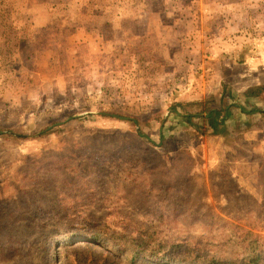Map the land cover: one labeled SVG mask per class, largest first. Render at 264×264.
<instances>
[{
    "label": "rangeland",
    "instance_id": "rangeland-1",
    "mask_svg": "<svg viewBox=\"0 0 264 264\" xmlns=\"http://www.w3.org/2000/svg\"><path fill=\"white\" fill-rule=\"evenodd\" d=\"M138 2L103 68L89 31ZM259 84L264 0H0V264H133L96 233L249 264L248 232L264 264V115L240 108L264 110ZM209 105L241 130H197Z\"/></svg>",
    "mask_w": 264,
    "mask_h": 264
},
{
    "label": "trees",
    "instance_id": "trees-1",
    "mask_svg": "<svg viewBox=\"0 0 264 264\" xmlns=\"http://www.w3.org/2000/svg\"><path fill=\"white\" fill-rule=\"evenodd\" d=\"M149 7H152L151 4ZM226 93H231V88L226 84L223 87V92L221 95L220 103H222ZM264 95V84L250 86L245 92L244 96L246 98L255 97L262 98ZM207 101H212L210 100ZM194 105L204 106L203 102H193ZM177 105V104H176ZM175 105V106H176ZM183 106V104H179ZM174 106V105H173ZM177 107V106H176ZM230 108V107H229ZM242 111L253 115L255 113H260L264 115V110L252 109L247 110L243 106H240ZM175 109V108H174ZM205 112L208 113L204 116V120L207 123L206 126L200 124L193 125L197 130H202L208 128L213 134H229L231 132L240 131L241 128L237 125L230 126L226 121V116H229L228 107L225 108H213L211 105L207 106ZM113 116H116L113 114ZM121 119L128 120L129 122L134 121L133 118L128 116H118ZM190 120L189 116H183ZM1 134V131H0ZM141 136H144L142 132L139 133ZM250 237L249 245L251 247V254L248 257L249 264H262V255L258 251V235L253 232L247 233ZM85 240L100 244L107 247L110 250H113L117 253L126 254L131 263L135 264L141 257H151L159 259L160 264H221L222 260L216 256H208L204 254V249L199 246V248H192L190 245H182L177 241H174L173 244H170L169 241H160V242H150L144 241L139 237H131V240L126 238L124 235L117 236L116 234L109 233H96L91 236H83ZM223 247L226 246V243H223ZM227 263L225 260L223 261ZM243 264V263H241Z\"/></svg>",
    "mask_w": 264,
    "mask_h": 264
},
{
    "label": "crops",
    "instance_id": "crops-1",
    "mask_svg": "<svg viewBox=\"0 0 264 264\" xmlns=\"http://www.w3.org/2000/svg\"><path fill=\"white\" fill-rule=\"evenodd\" d=\"M144 2L146 0H143ZM124 7V6H123ZM121 7V8H123ZM136 10L133 13H125V15H123L124 11L123 10H119L118 8H116V12L117 13H121V16H116L115 18L111 19L112 23H115L118 25V28H115V31H113L112 33H109L104 27L102 28V26L95 28L96 30H98V33H94L93 31H89L91 30V28L89 27H85L84 28V32H82V30L80 31V35L85 34L87 37L89 36V34H87V31L90 32V35H93V37L95 38H91L89 41L87 40L88 43H94L96 42V44H101V46H99V48H97L96 46H94L96 48V50L98 51L99 56L101 57V61L103 63V68L106 67L108 68H113V67H117L118 68V64L120 59L118 57H120V54H122L121 52L126 53L125 52V47L121 48V38L123 36H119L120 33L122 32V35L127 36L129 33V29L126 27H124L123 25V20L124 19H130L133 21H146L148 20V16H151V11L148 9L149 5H145L142 2H138L137 6H136ZM125 10V9H124ZM108 11H106L105 13H107ZM103 15V14H102ZM105 15V14H104ZM109 19V18H106ZM146 26V25H145ZM148 26V25H147ZM114 30V29H113ZM115 32H118V36H115ZM138 34H141L139 32H136ZM137 34V35H138ZM114 35V36H113ZM129 36H132L131 34H129ZM138 39V38H136ZM86 41V38H83V42ZM135 42V40L133 41ZM93 47V46H92ZM130 50H132V48H130ZM128 51L130 56L128 55L129 59H132V64H135L136 62L139 63V65H141V56L140 54H137L136 52L131 53V51ZM123 55H121L122 57ZM137 63V64H138ZM154 64L150 63L149 68L154 67L152 66ZM141 66L139 67H134V69L136 70H140ZM144 68V67H143ZM153 69V68H152ZM155 69V68H154ZM160 71H162V69H160ZM113 72V71H111ZM161 74V72L157 71V75Z\"/></svg>",
    "mask_w": 264,
    "mask_h": 264
}]
</instances>
